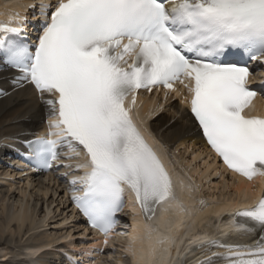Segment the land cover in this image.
Here are the masks:
<instances>
[{
    "label": "snow or ice",
    "instance_id": "6c2138e0",
    "mask_svg": "<svg viewBox=\"0 0 264 264\" xmlns=\"http://www.w3.org/2000/svg\"><path fill=\"white\" fill-rule=\"evenodd\" d=\"M32 20H41L33 38L27 16L0 22V99L27 100L15 118L41 114L47 127L0 138V148L23 145L21 175L59 172L106 247L126 234L116 230L129 196L149 223L177 184L200 192L191 177L174 181L133 115L141 92L182 95L188 111L173 114L169 123L181 124L172 134L202 133L249 188L240 201L199 200L198 214L214 208L215 220L180 205L191 222L168 241L169 264H264V110L254 103L264 96L250 86L252 62L264 64V0H41Z\"/></svg>",
    "mask_w": 264,
    "mask_h": 264
},
{
    "label": "bare ground",
    "instance_id": "6f19581e",
    "mask_svg": "<svg viewBox=\"0 0 264 264\" xmlns=\"http://www.w3.org/2000/svg\"><path fill=\"white\" fill-rule=\"evenodd\" d=\"M3 2L5 0H0V5ZM11 5L13 6V3ZM14 6L23 15L25 14L26 9L23 5L16 2ZM3 11L4 9H0V12ZM25 103H27V100L23 99L15 103L0 99V106L8 104L6 109L0 111V138L12 137L21 131L35 133L38 130L36 128L43 121L41 114H33L28 119L15 118ZM166 104L164 110L159 112L156 111L155 103H149L146 99L139 98L137 107L140 106L139 109H141L140 115L137 114L138 111L136 112V122L142 131L149 126L150 130L161 141L173 149V161L179 169L173 171L171 167L168 168L172 172L174 181L181 178L188 182V177H191L195 184L200 186V195L197 202L190 205L189 209L198 215V201L201 199L212 205H223L240 200L241 196L247 192L249 182L236 177L227 178L223 173L224 169L219 171L214 163H209L210 156L200 140L199 132L180 136L173 135V130L181 124L179 118L175 119L173 123H169L173 118V114L177 109L182 112L187 111L177 103ZM261 106H264L262 102L259 103V107ZM137 107L135 110H137ZM148 108L149 112L143 117ZM143 119H145V122ZM148 120L150 121L146 124ZM144 134L147 136L146 131ZM24 138L28 139L29 136L26 135ZM153 147L163 159L162 151L155 145ZM179 151L183 152L180 157L175 154ZM12 158L10 148H0V264H72L65 261L64 253L74 258L79 253L83 255L86 251H91L94 260L99 261V264H130V258L122 251V242L126 238L129 229L123 232L126 233L125 235L113 234L110 243L106 247L101 243L103 237L95 231L90 237L86 234L76 235L78 228L68 225V222L72 221L74 216L65 199L67 191H65L64 186H60L59 179L50 176L41 181L38 178L29 176L21 187L17 185L18 182L10 183L9 180L13 178L7 175L8 166L6 165L11 162ZM190 158L191 160H189ZM197 160H203L202 166L197 165ZM63 171L65 170L60 172ZM218 172L223 173V179L219 178ZM216 178L218 181H216ZM1 182L7 183L8 187H5ZM253 183L257 185L256 181ZM13 188L16 192L18 191L17 195L12 193ZM205 190H209L210 193H206ZM59 195L61 197L57 202ZM248 195L251 196V193L248 192ZM50 219H52V223ZM203 219L215 220L214 217ZM227 219L228 216L225 214L223 220L226 221ZM54 220L56 221L53 223ZM121 221L122 227L128 228L125 225L130 226V216L127 214H123ZM49 222L51 224L50 231L54 230L50 235L44 232L46 231L44 229L49 226ZM25 238L30 239V243H27L25 247L22 246L19 252L13 251V246ZM232 238L235 239V237ZM88 246H91V248ZM81 248L86 249L81 250ZM101 248H103L104 253L96 255ZM80 250L81 252H79ZM31 252L37 254L30 255ZM4 256H7V260L2 259ZM87 257L89 256H84L82 260L87 261V264H89L91 260Z\"/></svg>",
    "mask_w": 264,
    "mask_h": 264
},
{
    "label": "clouds",
    "instance_id": "9594fccd",
    "mask_svg": "<svg viewBox=\"0 0 264 264\" xmlns=\"http://www.w3.org/2000/svg\"><path fill=\"white\" fill-rule=\"evenodd\" d=\"M199 195L200 193H189L177 184L175 200L163 203L149 223H145L140 209L133 206L132 197L129 196L127 207L130 226L122 242V251L130 258V264H169L168 241L178 233L186 231L184 225L191 222L189 217L180 211V205L190 208V205L197 202ZM214 210H203L197 219L208 217Z\"/></svg>",
    "mask_w": 264,
    "mask_h": 264
},
{
    "label": "rangeland",
    "instance_id": "374dc122",
    "mask_svg": "<svg viewBox=\"0 0 264 264\" xmlns=\"http://www.w3.org/2000/svg\"><path fill=\"white\" fill-rule=\"evenodd\" d=\"M178 154H180V152H179V153L177 152V155H178ZM202 172H203V171H202ZM212 179L215 180V178H213V177H212ZM4 182H5V181H4ZM4 182H1V183H2L5 187H8V184H7V183H4ZM9 182H10V183H14V182L17 183V182H18L17 185H18L19 187H21V186H22V183H23V182H26V181H22V180H20V179H16V181H15V179H13L12 181L10 180ZM211 187H212V186H211ZM211 187H210V188H211ZM15 189H16V187H15ZM15 189H14V188L12 189V193L15 194V195H17V194H18V191L16 192ZM205 191H206V193H210L209 190H205ZM208 191H209V192H208ZM203 192H204V191H203ZM217 192H219V191H217ZM204 193H205V192H204ZM204 193H203V194H204ZM60 197H61V195H59V197L57 198V199H58L57 202L59 201V198H60ZM50 220H51V223H52V219H50ZM55 221H56V220H54L53 223H54ZM49 227L51 228V224H50V222H49V226H47V227L44 229V230H46V231H44V230H41V231H44V232H46L47 234L50 235V233H51V232L53 233L54 230L52 229V230L50 231V228H49ZM44 232H43V233H44ZM46 233H45V234H46ZM52 233H51V234H52ZM30 241H31L30 239H26V238L23 239V240H21V241L18 242L16 245H14L15 247L13 246V248H12L13 251L19 252V249H20L22 246L25 247V246L27 245V243H30ZM15 249H16V250H15ZM16 254H18V253H16ZM19 254H21V253H19ZM19 254H18V255H19ZM11 259H12V258H11Z\"/></svg>",
    "mask_w": 264,
    "mask_h": 264
}]
</instances>
